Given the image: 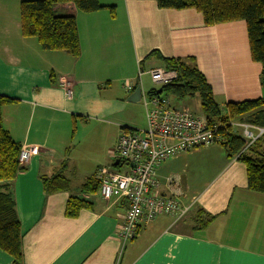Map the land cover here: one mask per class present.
I'll return each mask as SVG.
<instances>
[{"label": "crops", "instance_id": "crops-1", "mask_svg": "<svg viewBox=\"0 0 264 264\" xmlns=\"http://www.w3.org/2000/svg\"><path fill=\"white\" fill-rule=\"evenodd\" d=\"M20 1L0 0V94L15 99L1 107L3 126L31 148L11 184L21 264H264V193L247 188L244 164L227 157L219 142L178 153L157 167L158 191L187 207L180 218L159 214L122 241L121 198L105 201L97 194L92 209L64 215L69 193L79 194L98 168L113 167L121 128L137 129L143 104L127 97L137 85L141 96L156 89L141 80L149 68L162 65L145 59L151 50L192 58L221 107L261 96V65L251 59L245 21L206 25L193 8H159L154 0H101L114 6L113 15L58 4L56 13L75 17L79 54L73 57L21 36ZM78 121L94 125L86 154L75 136ZM59 172L67 190L45 192L41 177ZM198 208L214 215L202 228L195 226ZM0 264H13L2 249Z\"/></svg>", "mask_w": 264, "mask_h": 264}, {"label": "trees", "instance_id": "trees-1", "mask_svg": "<svg viewBox=\"0 0 264 264\" xmlns=\"http://www.w3.org/2000/svg\"><path fill=\"white\" fill-rule=\"evenodd\" d=\"M159 8H193L200 12L203 22L212 25L232 20H244L251 59L259 62L261 96L252 100L227 102L221 107L211 92L204 75L197 69L194 60L188 62L179 58L163 57L151 50L145 59L154 57L166 68L174 69L177 78L160 87L161 92L174 101L196 96L207 125H219V144L229 158H235L245 166L247 188L264 193V134L247 145L238 131L228 122L240 119L254 125L264 126V0H154ZM70 3L82 12L107 9L114 14V6L101 0H21L19 2V28L23 37H33L40 48L58 51L73 57L79 54V41L73 14H58L54 7ZM157 89V88H156ZM155 88L148 94L155 93ZM15 99L0 94V249L12 256L13 264H21V227L15 207L12 180L25 165L18 161L21 148L2 123L1 107ZM123 129L125 127H122ZM119 166V162L114 164ZM45 192L67 190L69 183L62 173L41 177ZM100 181L95 175L87 177L79 187V194L69 193L64 215L77 216L80 209H92L93 197L98 194ZM99 196V195H98ZM100 197V196H99ZM196 227L206 226L214 215L197 209Z\"/></svg>", "mask_w": 264, "mask_h": 264}, {"label": "built area", "instance_id": "built-area-1", "mask_svg": "<svg viewBox=\"0 0 264 264\" xmlns=\"http://www.w3.org/2000/svg\"><path fill=\"white\" fill-rule=\"evenodd\" d=\"M148 73L156 88L177 78L174 69L163 65L149 68ZM124 85L131 87L128 82H124ZM67 94H70V90H67ZM141 101L145 114L144 128H121L115 144L118 167H127L115 170L102 166L95 172V177L100 181L98 194L101 199L109 201L116 196L126 202L118 230L122 241L135 237L141 223L151 221L159 214L180 218L187 211V207L180 206L174 195L158 191L156 169L159 164L178 153L220 140L216 132L219 125L209 127L203 116L177 105L164 93L142 95ZM228 125L235 131L239 129L249 144L264 133V126L240 119L230 120ZM30 156L31 148L21 146L18 161L25 164ZM173 182V179L168 180L170 186Z\"/></svg>", "mask_w": 264, "mask_h": 264}, {"label": "rangeland", "instance_id": "rangeland-1", "mask_svg": "<svg viewBox=\"0 0 264 264\" xmlns=\"http://www.w3.org/2000/svg\"><path fill=\"white\" fill-rule=\"evenodd\" d=\"M146 66H147V63H144V67H146ZM141 80L147 81L149 87L154 86L153 82L150 79L149 74H143L141 77ZM181 102L184 104L185 108L189 109L190 111H192L193 113H195L197 115L203 116V113H202V110H201L200 104H199V99L196 96L184 98ZM141 111H142V113L140 114L141 116L139 118V122L137 123V129H142L145 126L144 107L141 109ZM234 120H236V119L234 118ZM91 125H93V124H84V123L82 124L81 122L78 121V128L75 131L76 138L80 139V141H81V143H79V147L84 152L83 154H86L85 151L88 150L87 145H86L87 139H89L93 136L90 132L91 131V128H90ZM93 127H94V125H93ZM237 130H238V132H240L239 129H237ZM261 135H259V136H261ZM248 144L249 143L247 142V145ZM126 167H127L126 165H121L120 167L114 166L113 168L115 170H119V169H124Z\"/></svg>", "mask_w": 264, "mask_h": 264}, {"label": "water", "instance_id": "water-1", "mask_svg": "<svg viewBox=\"0 0 264 264\" xmlns=\"http://www.w3.org/2000/svg\"><path fill=\"white\" fill-rule=\"evenodd\" d=\"M156 92H157V93H160V92H161V89H160V88H157V89H156ZM140 98H141V88H140L139 85H137V86L134 88L133 92H131V93L128 95L127 100H128V101H131V102H138V101L140 100ZM117 162H118V161L115 159L114 164H117Z\"/></svg>", "mask_w": 264, "mask_h": 264}]
</instances>
